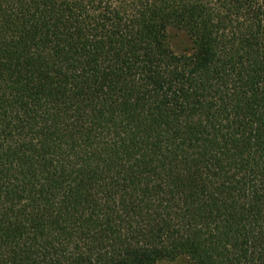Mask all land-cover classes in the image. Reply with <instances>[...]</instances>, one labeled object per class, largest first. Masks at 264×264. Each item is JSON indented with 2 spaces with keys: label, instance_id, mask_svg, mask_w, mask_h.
I'll return each mask as SVG.
<instances>
[{
  "label": "trees",
  "instance_id": "trees-1",
  "mask_svg": "<svg viewBox=\"0 0 264 264\" xmlns=\"http://www.w3.org/2000/svg\"><path fill=\"white\" fill-rule=\"evenodd\" d=\"M264 264V0H0V264Z\"/></svg>",
  "mask_w": 264,
  "mask_h": 264
},
{
  "label": "rangeland",
  "instance_id": "rangeland-1",
  "mask_svg": "<svg viewBox=\"0 0 264 264\" xmlns=\"http://www.w3.org/2000/svg\"><path fill=\"white\" fill-rule=\"evenodd\" d=\"M155 264H192V263L186 257H179L172 261L161 260L156 262Z\"/></svg>",
  "mask_w": 264,
  "mask_h": 264
}]
</instances>
